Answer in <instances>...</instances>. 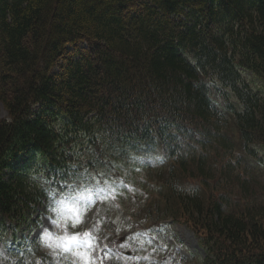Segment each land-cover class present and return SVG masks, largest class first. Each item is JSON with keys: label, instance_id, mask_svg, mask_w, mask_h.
<instances>
[{"label": "trees", "instance_id": "16d2710c", "mask_svg": "<svg viewBox=\"0 0 264 264\" xmlns=\"http://www.w3.org/2000/svg\"><path fill=\"white\" fill-rule=\"evenodd\" d=\"M0 103L6 264L54 263L16 235L44 204L37 174L68 179L62 142L79 134L155 174L147 221L188 227L199 264H264V186L246 159L264 147V0H0Z\"/></svg>", "mask_w": 264, "mask_h": 264}, {"label": "rangeland", "instance_id": "374dc122", "mask_svg": "<svg viewBox=\"0 0 264 264\" xmlns=\"http://www.w3.org/2000/svg\"><path fill=\"white\" fill-rule=\"evenodd\" d=\"M242 75L250 79L248 74L243 73ZM257 87V85L254 86V88ZM6 115L5 109L0 103V118H5ZM184 125L193 131L195 129L194 122L185 123ZM233 130L229 129V133H234ZM66 138L67 140L62 142L64 149L61 155L66 154L65 159L70 162V165L73 164L71 165L72 173H70L71 175L66 181L68 184L64 188L70 193L75 190L76 193H82L85 197L84 200L78 201L81 211V222L75 228L71 227L72 213L68 207H63L64 204L71 205L72 201L69 199V194H63V189L62 192H59L57 188L60 186L57 182H62L59 174L61 172L60 169L55 168L58 175L53 171H41L37 174V178H40L41 181H46L44 185L50 192V196L48 195L51 200L50 207L48 209L39 208V211L34 212L31 217L30 229L27 224L23 225L22 231L18 233V236L23 233V237H27L28 240L40 237L44 242L43 247L45 250L56 256L55 260L57 262L55 261L54 264H73L74 260L76 264H81L79 259L73 256L72 251L66 252L59 246L62 241L57 239V237L72 233L82 235L84 232L90 233L91 237L94 238L92 243L94 245L93 256L95 263L99 254L104 256L105 264H113L111 262L113 259H116L117 264H199L204 251L197 244L196 237L191 230L185 225L178 224L175 221L170 223V217L158 216V218L166 219H152L153 222L167 220L166 223L172 225L171 230L168 229V234H162L164 244L160 250L152 247L144 239L145 232L139 230L149 227L146 222V216L149 213L146 210L148 208L152 210L150 204H153L152 202L155 203V199H160V197L157 198L156 193L152 194L158 186L153 180V177H155V174H152L153 172H150V170L145 171L143 168L132 164L131 159L127 161L130 156L127 159H121L117 155L108 154L106 152L107 140L103 138V135L96 134L93 137L97 138L95 145L87 143L89 139L81 137V134L77 135L75 139ZM261 147L262 149H260ZM255 149L258 150L257 157L255 159L246 157V159L249 165L252 166L253 178L263 187L264 148L263 146H256ZM224 154H226L225 160H231L232 154L235 153L225 152ZM90 156L94 157V160L92 157L90 159ZM137 157L138 159L141 157V160L147 162L145 157L141 155ZM96 158H99L98 162L95 161ZM167 168L168 165L161 168V170L166 171ZM64 169L66 168L64 167ZM117 175H122L129 184L127 183L126 187H122ZM196 185L197 182L191 179L182 183V187L187 189L194 188ZM61 186L63 188V185ZM103 188L111 190L106 194L108 199L105 194L100 197L97 196V193ZM127 191L134 192V200L128 199ZM96 198H101L102 200H95ZM61 201H64V204ZM93 201L95 202L94 204L100 203L95 216L92 213H87V209ZM114 202L120 204L121 210H115L111 207ZM127 212L131 216L143 218L141 220L138 219L139 223L135 227L129 226L127 222L124 223L123 221ZM151 214L157 217L153 210ZM65 218L68 220V226L62 227L60 225L64 224ZM105 219L109 221H105ZM53 221H60V225L54 224ZM45 229L49 232L48 237L44 235L43 230ZM158 239L163 242L160 237ZM172 239L175 241V245ZM103 241H105L107 250H99V245ZM155 242H157V239H155ZM121 245L125 246L121 247ZM0 264H6L2 257L0 258ZM97 264H100L99 260Z\"/></svg>", "mask_w": 264, "mask_h": 264}, {"label": "snow or ice", "instance_id": "6c2138e0", "mask_svg": "<svg viewBox=\"0 0 264 264\" xmlns=\"http://www.w3.org/2000/svg\"><path fill=\"white\" fill-rule=\"evenodd\" d=\"M71 187V186H69ZM103 195V189L100 190V192L97 193V196L100 197ZM69 199H71L72 203L71 205L64 204V201H61L62 204H64L65 207L69 208V211L72 213V222L71 227L75 228L78 223L81 222V211L78 204V201H82L85 199L83 194L76 193L75 190H73L71 193H69ZM55 211V209H54ZM54 224L60 225V221H53ZM62 227L68 226V220L65 218V222L63 225H60ZM44 235L46 237L49 236V232L47 229L43 230ZM39 235V234H38ZM50 238V237H49ZM57 239L61 240L62 243L59 245L64 251H72L73 256L78 258L81 264H95V259L93 256L94 252V245L92 243V240L94 239L91 237L90 233L84 232L82 235L79 233H72V234H65L62 237H57ZM152 241H149L151 243ZM125 245H121V247H124ZM98 258V257H97ZM73 264H76V261L74 260ZM102 264V262H101Z\"/></svg>", "mask_w": 264, "mask_h": 264}, {"label": "bare ground", "instance_id": "6f19581e", "mask_svg": "<svg viewBox=\"0 0 264 264\" xmlns=\"http://www.w3.org/2000/svg\"><path fill=\"white\" fill-rule=\"evenodd\" d=\"M253 75V74H252ZM220 81V80H219ZM218 81V82H219ZM218 82L216 83V85L218 84ZM221 84V83H220ZM214 86V85H213ZM219 86V85H218ZM217 87V86H216ZM214 88V87H213ZM110 109V108H109ZM229 114V113H228ZM200 120V119H199ZM264 148V147H263ZM258 149V148H257ZM260 149H262V147L260 148ZM258 151V150H257ZM141 158V157H140ZM89 172V171H88Z\"/></svg>", "mask_w": 264, "mask_h": 264}]
</instances>
